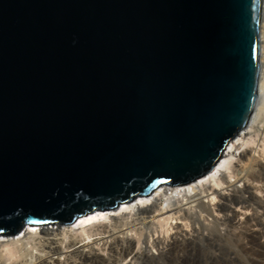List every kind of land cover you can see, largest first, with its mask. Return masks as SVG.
I'll list each match as a JSON object with an SVG mask.
<instances>
[{
  "label": "water",
  "instance_id": "95a60500",
  "mask_svg": "<svg viewBox=\"0 0 264 264\" xmlns=\"http://www.w3.org/2000/svg\"><path fill=\"white\" fill-rule=\"evenodd\" d=\"M264 0H0V237L206 176L259 101Z\"/></svg>",
  "mask_w": 264,
  "mask_h": 264
},
{
  "label": "bare ground",
  "instance_id": "6f19581e",
  "mask_svg": "<svg viewBox=\"0 0 264 264\" xmlns=\"http://www.w3.org/2000/svg\"><path fill=\"white\" fill-rule=\"evenodd\" d=\"M260 36L258 104L249 124L228 144L211 172L191 184L161 186L115 210L80 217L73 227L49 225L40 231L29 226L12 238L0 237V264H213L217 260L233 264L236 254L225 241L235 242L241 251L256 252V245L261 249L264 3ZM159 229H165L164 234L159 235ZM206 249L205 256L198 254ZM260 258L257 264H264Z\"/></svg>",
  "mask_w": 264,
  "mask_h": 264
},
{
  "label": "rangeland",
  "instance_id": "374dc122",
  "mask_svg": "<svg viewBox=\"0 0 264 264\" xmlns=\"http://www.w3.org/2000/svg\"><path fill=\"white\" fill-rule=\"evenodd\" d=\"M261 61H262V59H261ZM225 174L227 175V171L225 172ZM163 204V200L161 201V202H159V204L157 205L158 207L159 206H161ZM148 206H150V205H147V206H144V208H146V207H148ZM112 213H114V212H112ZM75 225V224H74ZM30 226V225H29ZM28 226V227H29ZM52 226V225H51ZM57 227V225L55 226V228ZM71 227H73V225H71ZM35 228H38V229H40V231L42 230L43 231V228H44V226L43 227H35ZM46 228V227H45ZM163 232H165V229H159L158 230V233H159V235L161 234V233H163ZM164 234V233H163ZM158 236V235H157ZM10 238H12V237H10ZM16 238V237H15ZM224 244L227 246V248H230V250H232L235 254H236V263H233V264H251V262H250V259H249V257L252 259V258H254V259H256V263L255 264H257V261H259V260H261V258L260 257H263L262 259H264V256L262 255L263 253H264V244L262 245V248L261 249H259V246H257L256 244V252H254V250H247V251H241L240 249H239V247H238V245L236 246L235 245V242H232V241H225L224 242ZM247 252V253H246ZM206 253H207V249L206 250H203V251H198V254L200 255V256H205L206 255ZM259 256V257H258ZM213 264H223L222 262H221V260H217V261H215V262H213Z\"/></svg>",
  "mask_w": 264,
  "mask_h": 264
},
{
  "label": "clouds",
  "instance_id": "9594fccd",
  "mask_svg": "<svg viewBox=\"0 0 264 264\" xmlns=\"http://www.w3.org/2000/svg\"><path fill=\"white\" fill-rule=\"evenodd\" d=\"M35 228V227H34Z\"/></svg>",
  "mask_w": 264,
  "mask_h": 264
}]
</instances>
